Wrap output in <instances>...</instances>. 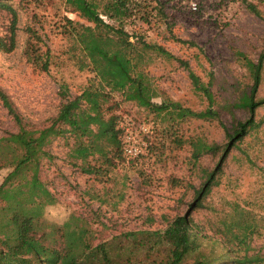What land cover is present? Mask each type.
<instances>
[{
    "label": "rangeland",
    "instance_id": "374dc122",
    "mask_svg": "<svg viewBox=\"0 0 264 264\" xmlns=\"http://www.w3.org/2000/svg\"><path fill=\"white\" fill-rule=\"evenodd\" d=\"M1 1L15 10L16 23L14 49L0 51V89L25 122L45 126L59 106V83H65L71 95L97 84L89 69L79 68L74 40L64 27L65 18L88 23L70 12L64 0ZM96 1L102 4L105 0ZM161 1L163 17L152 9L146 22L126 19L122 26L187 61L202 81H210L217 118L167 120L164 115L156 116L121 100L117 93L110 94L104 107L112 108L115 103L113 111L119 116L116 126L121 130V140L135 143L140 148L138 157L115 159L114 165H102L99 171L87 173L82 171L85 163L73 157L71 139H54L47 147L48 157L40 161L39 179L53 198L52 204L43 205L41 218L57 225L66 220L76 223L86 230L85 237L92 244L120 232L162 231L174 216L186 210L200 234L211 238L220 236L216 228L241 218L251 228L245 239L248 253L264 255V61L253 95L259 102L252 113L255 125L227 146L226 132L232 131L236 121L245 120L249 112L237 108L230 113L224 107L249 93V74L235 51L252 61L264 52V0H247L256 6L258 15L240 1ZM191 2L196 10L190 9ZM10 20L8 11L0 8L1 36L9 33ZM27 28L35 30L41 50L48 51L46 71L33 67L23 55ZM173 38L193 42L194 46ZM144 70L157 90L154 101L168 99L193 110L205 107L204 98L192 90L186 70L175 60L152 55ZM14 130L0 104V135ZM177 137L184 143L177 145ZM193 138L214 143L218 150L194 160L187 143ZM217 162L219 171L199 201L200 206L189 207L194 191ZM87 163L99 164L95 155ZM7 171L0 168V182ZM54 238L60 240L58 234Z\"/></svg>",
    "mask_w": 264,
    "mask_h": 264
},
{
    "label": "trees",
    "instance_id": "16d2710c",
    "mask_svg": "<svg viewBox=\"0 0 264 264\" xmlns=\"http://www.w3.org/2000/svg\"><path fill=\"white\" fill-rule=\"evenodd\" d=\"M221 1H240L248 11L259 14L256 6L247 0ZM64 2L70 12L88 23L65 18L64 27L74 40L79 68L89 69L97 84L85 86L78 94L71 95L67 85L59 83V106L42 127L25 122L8 95L0 89V104L15 127L14 131L0 135V168L8 170L0 182V264H264V255L248 253L245 239L251 228L241 218H233L223 228H216L220 236L211 238L200 234L186 210L174 216L162 231L120 232L95 244L86 239V230L76 223L69 224L66 220L57 225L41 218L43 205L52 204L53 198L39 179L40 161L48 157L47 147L54 139H71L73 157L85 163L82 171L87 173L99 171L102 165L112 166L115 159L129 161L138 157L140 148L135 156L126 154L123 149L130 141L121 140V130L116 126L119 116L113 111L115 103L112 108L104 107L110 94L117 93L121 100L132 102L156 116L164 115L167 120L173 117L211 120L218 116L210 81H202L187 61L173 56L159 44L129 33L122 26L126 19L146 22L152 9L163 17L161 0H105L102 4L96 0ZM0 8L11 16L9 33L0 35V51L7 53L15 47L16 12L1 0ZM26 33L22 50L25 59L38 70L46 71L48 51L41 50L35 30L27 28ZM173 39L194 46L193 42ZM152 55L175 60L186 70L192 90L206 102L203 109L182 107L168 99L154 101L157 90L144 70ZM235 55L247 70L251 84L247 95L224 107L230 113L237 108L247 109L249 116L236 121L232 131L226 132V146L240 140L255 125L252 113L259 102L254 101L253 95L264 61V52L256 61L239 51H235ZM174 141L177 145L184 143L179 137ZM187 143L194 160L203 153L215 154L218 150L216 144L200 138L189 139ZM94 155L99 164L90 166L88 158ZM219 165L217 162L206 174L202 185L194 191L189 207L200 206L199 201L208 191ZM55 234L59 241L54 238Z\"/></svg>",
    "mask_w": 264,
    "mask_h": 264
},
{
    "label": "built area",
    "instance_id": "2783aa9c",
    "mask_svg": "<svg viewBox=\"0 0 264 264\" xmlns=\"http://www.w3.org/2000/svg\"><path fill=\"white\" fill-rule=\"evenodd\" d=\"M195 6V7H193ZM190 9L191 10H195L196 9V5L194 2H191L190 3ZM126 141H129L128 139H125ZM124 151L126 154H129L131 156H135L136 154L139 153V148L137 147V145L133 142H130V143H127L125 146H124Z\"/></svg>",
    "mask_w": 264,
    "mask_h": 264
},
{
    "label": "clouds",
    "instance_id": "9594fccd",
    "mask_svg": "<svg viewBox=\"0 0 264 264\" xmlns=\"http://www.w3.org/2000/svg\"><path fill=\"white\" fill-rule=\"evenodd\" d=\"M193 7H195V6H193Z\"/></svg>",
    "mask_w": 264,
    "mask_h": 264
}]
</instances>
